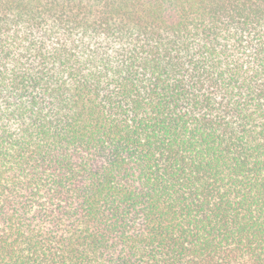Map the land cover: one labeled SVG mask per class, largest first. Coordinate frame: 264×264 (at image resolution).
Masks as SVG:
<instances>
[{
    "label": "trees",
    "instance_id": "trees-1",
    "mask_svg": "<svg viewBox=\"0 0 264 264\" xmlns=\"http://www.w3.org/2000/svg\"><path fill=\"white\" fill-rule=\"evenodd\" d=\"M0 264H264V0H0Z\"/></svg>",
    "mask_w": 264,
    "mask_h": 264
}]
</instances>
